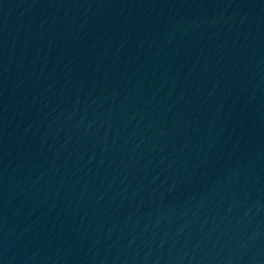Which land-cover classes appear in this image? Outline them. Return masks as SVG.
<instances>
[{"label": "water", "instance_id": "obj_1", "mask_svg": "<svg viewBox=\"0 0 264 264\" xmlns=\"http://www.w3.org/2000/svg\"><path fill=\"white\" fill-rule=\"evenodd\" d=\"M0 264H264V0H0Z\"/></svg>", "mask_w": 264, "mask_h": 264}]
</instances>
